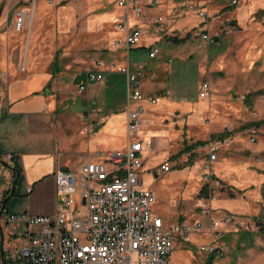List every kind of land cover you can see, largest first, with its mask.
Returning a JSON list of instances; mask_svg holds the SVG:
<instances>
[{
	"label": "rangeland",
	"instance_id": "374dc122",
	"mask_svg": "<svg viewBox=\"0 0 264 264\" xmlns=\"http://www.w3.org/2000/svg\"><path fill=\"white\" fill-rule=\"evenodd\" d=\"M143 2L148 3L151 7H166L169 3L168 0H159L160 3L154 5V3H150L151 0H137V4ZM211 2L213 0L209 3ZM1 3L3 4V9L14 4L18 9L25 8L27 11L24 28H21V30L14 29L16 33L24 37L22 42L23 57H25L26 50L28 51L30 47L33 50H39L44 58L53 56L54 59L55 54L60 56L61 64L58 63L57 66L62 70L60 73L65 78L63 82L66 81L68 83L65 85L66 88L60 85L54 93L58 101L59 111L66 110L69 107V110L64 115V120L58 127L60 139L63 143L62 148L69 157L75 158L77 152H80V155H77L82 157L85 151H90V149L86 148V142L94 133L95 126L90 128L89 125H94L99 120L94 115L95 113L98 116L102 115L101 111L97 112V110L92 111L91 109L94 99H98L97 103L104 99L109 101L107 97L109 96V91L104 89V79H111L112 90L110 92H112L113 99L117 100V103L123 101L125 104L126 143L130 138L131 141L132 139L140 140L142 145V151L139 153L141 164L136 169V172L142 186L149 189L154 196L152 203L153 215L159 217L163 225L170 229L184 221H198L202 225L200 230L187 234V239L179 233L175 234L174 249L171 253L173 264H184L185 255L188 258L187 264H206L208 255L213 252L216 255L212 264H264V239L260 236L255 238V244L251 247H245L244 245L237 247L236 235H232L229 241L224 240V237L229 232H235L239 229L256 230V217H260L264 222V187L262 188V184L260 188L261 197H239V195L234 193L230 184L222 180L214 171L217 168L214 163L221 160L223 156H228L230 150H225L224 148L234 133H230L228 136L210 138L212 133L205 136L203 131L205 127L207 128L211 124L212 112H216L220 115L230 116V120L233 121L234 118L238 119L232 130L240 132L235 133V135L242 134L247 142H250V140L246 130L250 127L257 129L255 140L252 143L264 139V126L258 128L252 124L246 125L248 122L264 119V111L258 114L256 103L253 106V101L256 102L258 100L255 96L264 91H249V93L243 94V92H240L243 89L238 88L227 93V96L222 97L219 93H213L217 94L213 97L211 90H208L204 97L199 96L202 90L201 83L207 82L206 63H204L205 60L203 58L208 56L210 50L214 53L215 46L220 44L209 46L211 44L193 35L197 27H193L190 30L191 35L189 34L190 31L183 34L176 33L168 26L163 14L153 15V17H163V25H159L156 22H151L150 25L165 29L163 30L165 32L164 37L167 38L165 40L169 44L164 41L158 44L160 52L157 57L155 56L158 48L152 44L146 46V53L142 51L136 53L138 55L136 57L141 61H138L132 72L136 70L138 65L142 67V75L139 78L142 98L139 100L128 99L127 73L131 72L129 70L126 72L128 64L125 65V63L128 61L131 64L134 61V50H131V48H134L144 40V28L140 26L142 22H138L135 19L134 22L130 21L132 5H124L121 8L113 0H0ZM237 4H233V6ZM117 8L121 9L117 17L112 20H99L100 17L106 14L104 13L105 11H113ZM127 11L128 15L125 16ZM201 11L205 13L203 16L205 17V23L213 18L205 9ZM261 14V12H258V15ZM226 20H231L235 23L230 16L224 19V21ZM132 26L142 27L143 30L139 40L133 45H128L125 29ZM184 35L187 38H192L179 44H173L175 43L174 38L183 40ZM152 46L157 48V52L154 56L148 58V50ZM242 52L241 54L238 53V55L234 54L239 71H244L248 68L250 71H256L257 68L264 66L263 46L259 47L257 54L254 56L244 57L245 54H242ZM108 57L111 58L108 60ZM123 60L125 63L121 64ZM21 63L22 60L19 63V69L23 71L26 67V61L23 69ZM51 67L55 69L53 63ZM88 70L100 73L101 79L88 81L86 79ZM143 70H145L147 77L155 85L152 90H143L141 84ZM114 71L125 74V84L121 81L120 76L111 73ZM83 72H86L85 76H82ZM222 74V71L215 73L216 76H222ZM225 75L226 73L224 72ZM105 76L106 78H104ZM57 79L60 80V75H57ZM68 79L69 81H67ZM238 80L240 82V79ZM207 83L209 84V82ZM80 85H83L84 88L80 89ZM258 91L260 92L257 93ZM249 94L253 95L248 97ZM150 98H153L154 102L151 103ZM160 99L176 101L180 104L175 107H159L161 105ZM185 100L189 101L192 106L187 111L183 110V102ZM207 100L209 106L207 105L206 109L210 107L212 111L206 112L200 118L195 119L193 106L200 104V102L206 103ZM135 106H140L143 109L142 123L136 136L130 137L127 128V110ZM228 123L225 124L226 128L217 134L229 132L232 126ZM146 130L157 131L156 134L158 136L149 135L145 137L144 132ZM224 138L226 140L222 142ZM199 140L205 142L195 146L191 151L182 152L176 158L171 157L183 149L184 142L191 144ZM216 140H220L216 150V159L207 161L209 155L206 149L209 144L216 142ZM114 145H118V142L116 141ZM103 151V145H98L97 153H90V161H104V155L107 151ZM116 151L123 153L124 147ZM189 159L193 160L192 163L183 166ZM165 162L169 164V170L167 171H164L161 167ZM124 163L125 161L122 162V164ZM252 164H257V162L252 161ZM207 169L211 170L221 182L226 183L225 185L230 190L229 193L223 189L219 196H215V193L209 189L208 183L203 178V173ZM63 170L70 171L67 169ZM82 182L79 179L77 180L75 193L73 194L74 206L84 202L79 198ZM147 183H149V186H146ZM255 187H258V185L248 186L244 191L246 193L254 190ZM59 197L60 195H58ZM226 198H235L223 200L225 203H231L229 209H244L247 205L248 207L244 212L235 213L213 206L219 200L222 201L221 199ZM242 201L246 202L247 205ZM59 208H61V204ZM1 212L6 213L4 203L0 204V215ZM159 212L168 213L170 217L174 218L173 221L166 223L159 216ZM13 214L18 215V213ZM8 215L6 213V218ZM226 216L230 217L228 222L225 220ZM199 236H210L211 240L204 243H195L193 237ZM22 239L24 242L23 235Z\"/></svg>",
	"mask_w": 264,
	"mask_h": 264
},
{
	"label": "crops",
	"instance_id": "0c3cea01",
	"mask_svg": "<svg viewBox=\"0 0 264 264\" xmlns=\"http://www.w3.org/2000/svg\"><path fill=\"white\" fill-rule=\"evenodd\" d=\"M168 1L170 3L168 6L150 7L146 12L152 16L163 14L168 26L176 33H187L193 27L214 32L228 16L236 23L237 29L231 34L223 35L220 45L215 46L214 53L210 50L208 56L203 58L206 63V81L209 82V90L213 97L217 95L213 93H219L222 97L227 96V93L238 88L243 89V91L240 90L243 94H247L249 91H264V66L257 68L256 71H250L249 68L239 71L234 55L235 53L241 54L243 51L244 57L254 56L260 46L264 47V0H240L235 6L231 5V0H213L211 3H209L211 0ZM16 8L14 4H11L4 7L0 13V90L2 91L0 96V204L4 203L7 214L25 212L36 216H52L60 206L54 181V173L57 169L63 168L79 172L80 165L91 160L90 153H97L98 145H103V152H117L116 150L122 147L125 149V104L123 101L117 103V100L113 99L112 92H110L112 90L111 79L106 78V75L104 89L109 91V96H107L109 101L104 99L97 103L98 99H94L91 110L101 111L102 115L98 116L95 113L94 115L99 120L94 125H89L90 128L95 126L94 133L86 142V148L90 151H85L82 157L77 155H80V152L76 153L75 158L69 157L62 148L63 143L58 132V127L64 120V115L69 107L59 111L54 93L60 85L66 88L65 85L68 82H63L65 78L60 73L62 71L60 67L57 66L53 69V73L48 70L56 54L54 59L53 56L44 58L39 50H33L30 47L23 57L22 42L24 37L16 33L13 28ZM204 9L210 16H213L207 23H205V17L197 14L198 11ZM120 11L119 8L113 11L107 10L99 20H112L119 15ZM258 12L262 14L258 15ZM131 20L135 21L133 17ZM140 26L144 28V40L131 48L134 50V61L130 64L123 60L121 63L128 64L130 72L135 69L138 61H141L136 57L138 51L146 53V46L152 44L158 48L155 56L157 57L160 52L158 44L163 41L169 44L165 40L167 38L164 37L163 30L165 29H160L149 23H142ZM183 37L185 39L175 41L173 44H179L192 38H187L185 35ZM22 58H25L26 61L23 71L19 69ZM110 58L108 57V60ZM57 59V63L61 64L60 56ZM221 71L223 72L222 76L215 75L216 72ZM85 73L83 72L82 76H85ZM111 73L120 76L121 81L125 84L124 73L121 74L117 71ZM57 75H60V80L57 79ZM141 84L145 91L152 90L155 86L147 77L145 70H143ZM263 93L257 94L255 97L258 100L253 101V106L256 103L258 108V114L264 111ZM159 102L161 104L159 107H175L180 104L176 101L163 99H160ZM183 104V110L187 111L192 107L189 101L185 100ZM207 105L208 100L206 103L200 102L193 106L195 119L212 111L210 107L206 109ZM149 109L151 110L150 107ZM230 112L232 113L231 110ZM229 117L212 112L211 124L203 131L205 136L211 133L217 134L226 128V123L231 122L228 123L232 126L229 131L234 134L224 148L230 152H228V156H223L221 160L214 163L217 167L214 171L222 180L230 184L233 192L239 197H261L260 188L264 184V139L250 143L245 140L242 134L235 135V133H240L232 130L238 119L234 118L233 121ZM156 132L146 130L144 136H158ZM116 141L118 145H114ZM252 161L257 164H252ZM252 185H258V187L245 193L246 187ZM146 186H149V183ZM227 199L235 198L221 199L222 201L219 200L213 206L235 213L244 212L248 207L246 202L242 201L247 205L244 209H229L231 203L223 201ZM6 213L1 212L0 215V264H21L18 249L23 242L21 233L24 229V222L21 219L8 222ZM159 216L166 223L174 219L165 212H159ZM209 237H193V241L195 243L209 242L211 240ZM185 256L184 264H187L188 258L187 255Z\"/></svg>",
	"mask_w": 264,
	"mask_h": 264
},
{
	"label": "built area",
	"instance_id": "2783aa9c",
	"mask_svg": "<svg viewBox=\"0 0 264 264\" xmlns=\"http://www.w3.org/2000/svg\"><path fill=\"white\" fill-rule=\"evenodd\" d=\"M239 0H231V5ZM119 7L132 5L131 17L138 22H156L164 24L162 16H152L146 12L150 5L137 0H113ZM151 4H159V0H151ZM122 8V7H121ZM130 13V12H129ZM204 16L203 11L197 12ZM128 15V11L125 16ZM15 30L24 28L25 14L21 9L15 12ZM235 23L226 20L214 32L196 28L193 35L198 36L211 45H219L223 35L233 33ZM127 44H135L142 28L132 26L126 28ZM191 35V31L189 32ZM157 48L152 46L148 56L152 57ZM25 65L22 59V69ZM20 66V67H21ZM141 66L127 73V98H142L139 78ZM128 72V68H126ZM88 81H98L101 74L93 70L86 73ZM80 89L84 86L80 85ZM199 96L204 97L209 90L207 82L201 83ZM1 96V91H0ZM151 103L154 102L150 98ZM127 128L130 137H135L142 123L143 109L135 106L127 110ZM249 140H255L257 129L246 130ZM226 138L222 140L225 141ZM220 140L209 144L206 152L207 161L216 159V150ZM142 151L140 140L129 138L123 153L107 151L104 161H87L79 167L80 178L71 171L62 168L55 172V190L61 208L53 216H30L28 214H9L7 221L21 219L25 223L22 233L24 242L20 246L21 264H173L171 253L174 249V236L186 235L201 229L198 221H184L172 229L163 225L159 217L153 215L152 192L142 186L136 169L140 167L139 153ZM125 161L124 164L122 162ZM164 171L169 170L167 162L161 165ZM208 187L219 196L223 189L229 193L226 183L216 178L207 169L203 173ZM83 181L80 199L83 204L73 205V194L77 180ZM226 222L230 220L225 217ZM215 224V223H214ZM187 239V238H186Z\"/></svg>",
	"mask_w": 264,
	"mask_h": 264
},
{
	"label": "trees",
	"instance_id": "16d2710c",
	"mask_svg": "<svg viewBox=\"0 0 264 264\" xmlns=\"http://www.w3.org/2000/svg\"><path fill=\"white\" fill-rule=\"evenodd\" d=\"M185 39V38H184ZM174 41L178 42V41H181L177 38H174ZM57 58H58V55L56 54L55 56V59L54 61L52 62L54 67L57 68ZM52 63L50 64V66L48 67V70H50L52 73H53V68L51 67ZM260 91H258L257 93H259ZM251 94L248 95V97L250 96ZM254 125L256 127H261V126H264V119L262 120H258L256 122H248L246 123V125ZM244 128V127H242ZM231 133V131L229 132H224V133H221V134H212L210 135V138H218V137H222V136H228L229 134ZM205 141H196L194 143H191V144H187L186 142H184V145H183V149L181 151H179L178 153L172 155L171 157L172 158H176L177 156H179L182 152H187V151H191L195 146L197 145H201L203 144ZM192 159H189L187 161V163H185L183 166H187V165H190L192 163ZM264 187V184L262 186V188ZM256 230H246V229H239L238 231H235V232H229L226 237H224V240L225 241H229V239L232 237V235H236V246L239 247L241 245H244L245 247H251L255 244V238L257 236H260L262 239H264V222L263 220L260 218V217H256ZM215 253H210L208 255V258H207V262L206 264H212L213 263V260L215 258Z\"/></svg>",
	"mask_w": 264,
	"mask_h": 264
},
{
	"label": "bare ground",
	"instance_id": "6f19581e",
	"mask_svg": "<svg viewBox=\"0 0 264 264\" xmlns=\"http://www.w3.org/2000/svg\"><path fill=\"white\" fill-rule=\"evenodd\" d=\"M19 9H21L23 12H24V14H25V22H26V17H27V11H26V9L25 8H19ZM18 10V8H16L15 9V11H14V23H15V19H16V16H15V12ZM15 29V28H14ZM74 173V172H73ZM75 175H76V177H78V178H80V172H77V173H74ZM56 191V190H55ZM53 216V215H52Z\"/></svg>",
	"mask_w": 264,
	"mask_h": 264
},
{
	"label": "water",
	"instance_id": "95a60500",
	"mask_svg": "<svg viewBox=\"0 0 264 264\" xmlns=\"http://www.w3.org/2000/svg\"><path fill=\"white\" fill-rule=\"evenodd\" d=\"M2 9H3V4L1 3L0 4V13H1Z\"/></svg>",
	"mask_w": 264,
	"mask_h": 264
}]
</instances>
